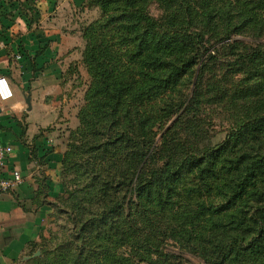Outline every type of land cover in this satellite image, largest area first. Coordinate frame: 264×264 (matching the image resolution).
Here are the masks:
<instances>
[{"label":"trees","instance_id":"1","mask_svg":"<svg viewBox=\"0 0 264 264\" xmlns=\"http://www.w3.org/2000/svg\"><path fill=\"white\" fill-rule=\"evenodd\" d=\"M94 1L103 13L86 30L92 82L74 132L82 142L71 143L64 164L96 173L104 204L88 224L103 228L95 239L120 234L144 260L165 256L163 243L173 239L207 263L264 264V11L252 10H264V0H237L235 15L215 9L216 0H153L161 17L150 13L152 0ZM250 24L260 26L251 47L238 38L225 44L241 49L231 63L243 76L236 93L257 99L222 141H201L191 111L202 103L214 44ZM80 230L76 263L110 262L109 247L89 254L88 229ZM124 262L132 264L113 263Z\"/></svg>","mask_w":264,"mask_h":264},{"label":"rangeland","instance_id":"2","mask_svg":"<svg viewBox=\"0 0 264 264\" xmlns=\"http://www.w3.org/2000/svg\"><path fill=\"white\" fill-rule=\"evenodd\" d=\"M20 1L19 7L22 11H19L18 16L24 18L28 25L29 33L27 34L31 36L32 42L37 41L39 43V46L34 49V57L28 53L30 49L23 47V45L20 46L23 47L28 59H30V69H27L23 74L27 73L30 77L29 80H31L30 73H33L34 76L41 70L39 73L42 74L47 67L54 66L53 69L59 77L58 86L53 88V93H56V101L53 100L51 103L47 124L41 127L34 137H42V144H39V147L57 150L60 163L57 171L48 175L46 168H43L44 158L39 156V153L36 152L38 148L35 147V158H38L41 164L42 174L38 198L39 207L37 209L44 206V210L43 227L35 245L37 249L43 251V254L33 264H48L50 261L61 259H63L64 264H77V245L84 243L82 238L79 239L80 229L83 227L88 229L85 235L88 237L87 240L92 243V250L89 254L93 252V249L104 251L106 247H109L111 254L114 255L110 262L104 261L106 262L104 264H115L114 261H123L125 257H130L132 264H160L164 259L166 262H162V264H211L205 262L197 254L181 250V246L173 239H167L163 243L166 245L167 254L165 256L160 257L158 254L152 253L151 258L147 257L145 260L141 259L142 256L138 254L135 256L137 250L130 245L119 242L120 234L115 236L117 242L95 239V233L98 230H103V228L97 229L92 224H88L92 213L99 208L101 209L104 204L103 200L98 199V196H102L103 192L100 188L93 186V177L96 173H93L87 166L75 170L65 168L64 160L65 154L71 148V143L75 141V143L80 144L82 142L80 135L74 136V132L82 125L81 110L86 104L87 93L92 82V75L85 61L88 41L86 30L89 25L101 18L103 11L94 0H57L55 3V8L58 6L56 11H38L40 8L37 2ZM245 1L253 0H242L244 3ZM40 4L43 5V3ZM213 5L218 11H230L232 15H235V11L242 9V6L237 4V0H216ZM251 5L254 7L255 3H251ZM148 7L150 13L155 17L162 16L164 9L157 2L150 1ZM245 8H250V5L245 6ZM252 10L264 11L256 7ZM12 12L14 13V11L7 13ZM48 25H55L59 29V33L55 35L46 34L45 28L50 27ZM225 25L219 24L220 32L218 33L222 32ZM259 27L258 24H250L239 32L231 33L233 35L231 39L221 40L214 44L217 51L215 52L216 57L210 63L212 70H207L206 80L202 81V87L200 86L204 92L202 103L196 111H191L193 115H191V122L195 129H198L201 141L204 138L207 143L211 142L212 144L222 141L231 128L246 118L253 102L256 101V96L253 94L246 96L241 92V89L236 93V87L241 85L240 80L243 76L235 72L236 68L231 66V63L235 62V54L241 49L235 52V48L225 44V41H233L238 38L243 40L241 48L244 46L251 47L253 45L251 40L256 38L255 33L259 32ZM205 32L209 33L208 30ZM206 33H204L206 38L213 39L211 34ZM218 33L215 36H219ZM61 43L64 45L60 46ZM41 55H44V63L40 65L36 61V57ZM213 76L220 80L216 82ZM254 81L251 80V87ZM28 92H30V88L27 90ZM29 95V93L26 94V97ZM174 120L166 128L170 127ZM81 156L77 155L72 160L78 161ZM48 178L52 182L49 183ZM117 183H114V187L117 186ZM94 243L105 246L97 248ZM102 258V255L97 256V259ZM91 259H89V263L85 262V264H96Z\"/></svg>","mask_w":264,"mask_h":264},{"label":"crops","instance_id":"3","mask_svg":"<svg viewBox=\"0 0 264 264\" xmlns=\"http://www.w3.org/2000/svg\"><path fill=\"white\" fill-rule=\"evenodd\" d=\"M30 1L39 4L38 11H56L58 7L55 8L57 0ZM20 2L0 0V74L8 77L14 90L13 98L0 100V145L13 148L0 166V180L11 178L15 170H19L23 177L14 188L0 190V264H33L34 259L41 255L35 243L43 227L44 206L37 209L42 174L41 164L35 158V147L38 148L36 152L39 156L44 158L43 168H46L48 175L54 174L60 163L57 150L39 147L42 137L34 138L41 127L47 124L51 103L56 101L53 88L58 86L59 77L54 66L47 67L42 74L39 73L41 70L34 76L30 73L31 80L27 73L23 74L30 69V59L23 47L30 49L28 53L34 57V49L39 43L32 42L31 36L27 34L28 25L24 18L18 16L19 11H22ZM9 11L14 13H7ZM48 26V29L45 28L46 34L59 33L55 25ZM43 57H36L40 65L44 63ZM29 88L31 109L26 101ZM48 181L52 182L49 178Z\"/></svg>","mask_w":264,"mask_h":264},{"label":"built area","instance_id":"4","mask_svg":"<svg viewBox=\"0 0 264 264\" xmlns=\"http://www.w3.org/2000/svg\"><path fill=\"white\" fill-rule=\"evenodd\" d=\"M3 44L4 43L1 42V46H3ZM13 96L14 90L8 77L4 74H0V100H9L13 98ZM12 151V146L0 145V166L4 164L6 154ZM22 179L23 177L21 172L19 170H15L11 178H4L0 180V190L12 189L16 185H18L22 181Z\"/></svg>","mask_w":264,"mask_h":264},{"label":"water","instance_id":"5","mask_svg":"<svg viewBox=\"0 0 264 264\" xmlns=\"http://www.w3.org/2000/svg\"><path fill=\"white\" fill-rule=\"evenodd\" d=\"M26 101H27V103L29 105V109H31L32 106H31V97H30V95L26 97Z\"/></svg>","mask_w":264,"mask_h":264}]
</instances>
